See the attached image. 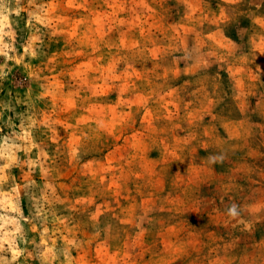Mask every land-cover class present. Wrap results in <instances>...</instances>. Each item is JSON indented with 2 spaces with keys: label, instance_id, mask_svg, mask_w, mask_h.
Instances as JSON below:
<instances>
[{
  "label": "rangeland",
  "instance_id": "374dc122",
  "mask_svg": "<svg viewBox=\"0 0 264 264\" xmlns=\"http://www.w3.org/2000/svg\"><path fill=\"white\" fill-rule=\"evenodd\" d=\"M0 264H264V0H0Z\"/></svg>",
  "mask_w": 264,
  "mask_h": 264
}]
</instances>
